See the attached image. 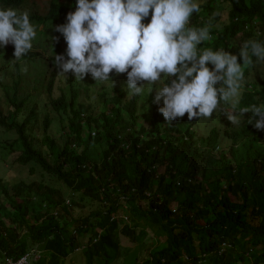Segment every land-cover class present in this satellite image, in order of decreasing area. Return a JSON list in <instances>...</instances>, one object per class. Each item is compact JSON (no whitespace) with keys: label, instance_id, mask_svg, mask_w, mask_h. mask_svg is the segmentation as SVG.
Returning <instances> with one entry per match:
<instances>
[{"label":"trees","instance_id":"16d2710c","mask_svg":"<svg viewBox=\"0 0 264 264\" xmlns=\"http://www.w3.org/2000/svg\"><path fill=\"white\" fill-rule=\"evenodd\" d=\"M223 6L227 20L208 26ZM74 8L73 0H51L46 13L31 16L38 23L63 21ZM188 26H208L213 37L199 47L237 52L245 40L264 39V0L200 1ZM248 74L244 68L241 106L264 98V87L246 90ZM89 99L82 94L52 102L66 113L58 134L47 132V116L44 130H35L43 110L36 103L14 122L26 95L8 97L9 115L0 106V126L9 137L16 134L9 143L16 161L43 176L9 183L0 175V264L27 252L39 253L32 264H67L80 248L88 264H264L262 133L250 123L233 127L224 111L222 124H209L201 130L206 134L194 128L200 118L188 120L187 113L165 122L153 102L152 121L141 122L136 97L128 103L116 98L111 116L104 106L94 112ZM120 235L133 246L122 245Z\"/></svg>","mask_w":264,"mask_h":264},{"label":"clouds","instance_id":"9594fccd","mask_svg":"<svg viewBox=\"0 0 264 264\" xmlns=\"http://www.w3.org/2000/svg\"><path fill=\"white\" fill-rule=\"evenodd\" d=\"M73 3L75 8L66 13L65 20H51L60 23L52 27L61 36H52L51 41L56 40L52 44L54 54L48 57L32 47L36 35L33 24L47 22L38 23L31 16L38 12L20 11L23 4L0 2L1 71L10 75L9 81H1L0 106L9 115L14 106L7 103L8 97H28L15 123L19 124L36 103L38 111L43 110L36 113L35 130H44L46 116L53 121L55 116L66 114L63 109H56L53 101L65 104L87 94L94 112L104 106L110 116L116 98L128 103L136 97L141 122L152 121V102L158 105L157 110L167 123L185 113L188 120L195 117L201 121L227 104L230 110L221 112L231 125L250 123L264 137V98L257 95L256 104L239 103L246 87L244 68L250 70L264 63V39L245 40L237 52L230 48L199 47L213 37L208 26H188L190 16L199 11V0H73ZM32 58L35 67L24 70ZM252 58L256 62L251 63ZM48 63L53 67L51 70L47 67L48 80L44 85V65ZM8 66H13V70ZM57 74L64 79L55 94L53 84ZM252 82L255 81L250 79L246 90L258 89L257 84L251 86ZM146 84L149 107L143 111L140 103ZM39 115H43L41 126ZM82 116L85 119L87 114ZM126 118L124 110L121 120L125 122ZM51 125L52 122L48 129ZM26 255L30 256L27 264L39 258L38 252L23 256Z\"/></svg>","mask_w":264,"mask_h":264},{"label":"rangeland","instance_id":"374dc122","mask_svg":"<svg viewBox=\"0 0 264 264\" xmlns=\"http://www.w3.org/2000/svg\"><path fill=\"white\" fill-rule=\"evenodd\" d=\"M204 2L205 0H199V2ZM51 0H28L26 1L21 7L20 11L27 12L28 14H32L34 12L38 13H46L49 6H50ZM215 5L217 6L218 3L215 2ZM228 18V7L223 6L221 11H220V19H214L210 22L208 20L206 21V24L208 26L213 25V26H220L221 22L226 21ZM60 24L57 21H49L45 25L44 24H33L34 29H35V38L32 41V47L35 48V50H41L44 52L45 56L52 57L54 54V50L52 48V44L56 41H51L52 36L59 37L61 36L59 33L54 31V25ZM37 42H41L42 44L38 46ZM64 42H62L60 45L63 46ZM6 61L9 60L8 58L5 59ZM35 60L32 58V61L29 63V65L24 66V70L30 69V67H35ZM3 66L2 60L0 59V96H2V87H1V81L6 83L10 79V75L3 73L1 70ZM9 67V66H8ZM7 67V68H8ZM47 67L51 70L53 67L52 63H48L44 65V77L45 80L43 81L42 84L46 85L47 80H48V71ZM9 70H13V66H10L8 68ZM7 70V69H6ZM249 72V80L252 79L255 82H252L251 86L254 87L255 84H257V88L261 89L264 87V63H261L260 65H257L256 67H251ZM64 79L63 75H55V80L56 83L53 84V89L54 93L58 94V88L60 84H62V81ZM41 85L38 86V90L35 91V94L38 95L40 91ZM149 89V85H144V96L141 99V107L143 108V111L149 107V102H148V96L147 92ZM264 103V101H263ZM228 111L230 110L229 105L223 104L221 107H219L216 112L212 113L210 117L208 118H202V120L198 123L196 126L197 132H201L207 130L209 127V124L213 125H219L222 124L223 119L220 116L221 111ZM246 117V114H244ZM42 119L43 115H39V125H42ZM66 123V119H64L62 122L59 121V116H55L52 121L51 127L48 129V133H53V134H58L62 132L61 126ZM243 126V124L239 125H233L235 128H239ZM39 132H42V128L38 130ZM201 133H206L207 132H201ZM15 139V135L13 134L12 137H9L5 130L0 127V145H4L3 149L1 150L0 153V175L4 179V181H7L9 183H16L20 179H25L27 181H33V180H43V176L41 174V170L39 168L33 167L31 165H22L21 163L16 161V151L12 148L9 143ZM78 151L81 149L78 147ZM227 149V148H225ZM34 168V170H31ZM62 188H64L63 185H61ZM65 189V188H64ZM83 205H85L86 210H89L88 208V200H82L81 201ZM79 211L80 209H76ZM122 214H127V210L125 207V210L122 212ZM96 221H94L95 223ZM91 234L90 232L86 234L89 235ZM120 243L125 246H133L132 242H129V240L120 235ZM204 260V262H206ZM67 264H88L87 263V258L85 257V252L83 248H80L79 250H76L75 252L72 253L71 257L66 259Z\"/></svg>","mask_w":264,"mask_h":264},{"label":"built area","instance_id":"2783aa9c","mask_svg":"<svg viewBox=\"0 0 264 264\" xmlns=\"http://www.w3.org/2000/svg\"><path fill=\"white\" fill-rule=\"evenodd\" d=\"M30 256L26 255L18 260L12 259V258H7L6 264H27L29 262Z\"/></svg>","mask_w":264,"mask_h":264}]
</instances>
